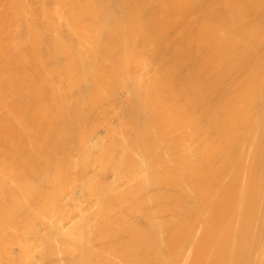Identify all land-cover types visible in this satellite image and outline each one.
<instances>
[{
    "label": "bare ground",
    "instance_id": "obj_1",
    "mask_svg": "<svg viewBox=\"0 0 264 264\" xmlns=\"http://www.w3.org/2000/svg\"><path fill=\"white\" fill-rule=\"evenodd\" d=\"M0 264H264V0H0Z\"/></svg>",
    "mask_w": 264,
    "mask_h": 264
}]
</instances>
